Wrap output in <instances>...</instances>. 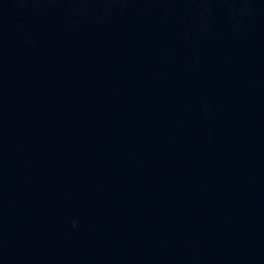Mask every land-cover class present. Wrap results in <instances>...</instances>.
I'll use <instances>...</instances> for the list:
<instances>
[{
  "label": "water",
  "instance_id": "obj_1",
  "mask_svg": "<svg viewBox=\"0 0 264 264\" xmlns=\"http://www.w3.org/2000/svg\"><path fill=\"white\" fill-rule=\"evenodd\" d=\"M0 264H264V0H0Z\"/></svg>",
  "mask_w": 264,
  "mask_h": 264
}]
</instances>
